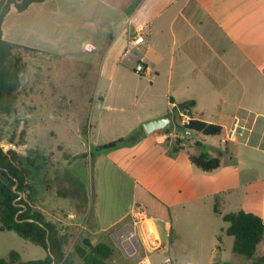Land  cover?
<instances>
[{
  "label": "crops",
  "instance_id": "1",
  "mask_svg": "<svg viewBox=\"0 0 264 264\" xmlns=\"http://www.w3.org/2000/svg\"><path fill=\"white\" fill-rule=\"evenodd\" d=\"M77 10V31L81 40L78 50L83 58L87 55L101 58L99 79L117 86L115 91L95 90L98 101L92 107V117L87 118L90 121L89 137H92L94 128L98 131L102 126L126 125L129 134L138 138L134 146L114 149L117 154L132 153L133 159L124 168L117 162L114 165L126 177L137 174L133 203L120 220L129 216L142 192L163 208L171 205L170 192L173 189L189 190L196 197L208 199L214 212L215 198L221 196L223 208L236 203V212L253 213L264 220V0H77ZM62 22L63 27L68 28L74 18L64 16ZM39 25V31L48 33L47 20L43 19ZM138 35L144 36V42L133 46L131 41ZM71 45L70 40L61 43L62 56L70 59L68 64L74 65L75 56L68 52ZM50 48L51 44L46 41L29 46L31 63L37 70L44 68V59H49ZM39 56H42L41 60ZM139 65L144 66L143 73L137 72ZM134 78L138 82H133ZM82 81L83 89H78L77 96L90 107L92 91L86 89L83 76ZM132 97L135 104L125 108L124 101ZM108 101L116 107L106 105ZM188 102H194L191 115L180 112L179 120L188 117L218 125L222 133L216 137L199 134L203 142L197 143L201 145L198 148L190 149L185 156L189 164L183 168L180 156L189 146V135L195 133L180 130L183 134L180 132V140L184 139L183 150L174 154L173 141L166 140L164 131L147 134L143 124L162 117H169L173 122L175 111ZM115 112H129V120H119L114 117ZM237 119L246 132L236 141H227V132ZM88 130L78 132L86 134ZM94 144L97 148L105 143L96 139ZM202 152L212 158L219 157L221 167L210 173L196 169L190 156ZM63 155L61 159L67 163L79 156L69 152ZM75 180L79 183L78 177L68 175L60 182L61 188L54 192L59 199L75 200L68 213L72 221L64 223L90 231L89 222L75 221L77 216L84 215V196L76 197L65 190ZM30 185V205L40 210L47 222H60L55 217L57 215L50 216L47 210V204L54 198L44 182L40 187L34 181ZM149 215L155 220L160 237L166 232V239H169L173 230L176 239L171 247L179 256L180 233L175 230L170 216L164 214L158 224V220ZM223 215H226L224 210ZM218 216L222 218V215ZM118 222L109 226L93 222L97 228L95 236L104 234ZM262 245L264 242L258 251ZM215 252L218 259L211 264H233L224 259V248L220 246ZM18 254L22 262L47 258V252L35 258H25L22 252ZM151 262L147 256L145 263Z\"/></svg>",
  "mask_w": 264,
  "mask_h": 264
},
{
  "label": "rangeland",
  "instance_id": "2",
  "mask_svg": "<svg viewBox=\"0 0 264 264\" xmlns=\"http://www.w3.org/2000/svg\"><path fill=\"white\" fill-rule=\"evenodd\" d=\"M77 11V0L69 3L66 0H48L44 5H34L24 13L12 11L8 15L4 25V36L6 40L15 44L10 60L21 68L22 72L12 112L0 113V145L5 152L14 150L20 155L22 165L29 171V184L34 181L40 187L44 182L48 188L50 196L54 199L47 204V210L50 216L57 215L56 219L60 220L55 221L54 225L58 228L60 236L67 241L65 246L67 254L73 252L75 245L83 244L84 239L88 238L93 244L104 242L113 247L114 255L109 264H147L145 263L147 256L152 261L151 264H211L218 259V251L217 253L215 251L219 250L220 246L226 250L224 259H229L233 264H250L244 257L232 251L234 238L226 234L228 224L215 214L212 203L184 189H173L170 192L171 205L163 208L144 192L139 194L137 199V203L144 205L148 214L158 220V224H161L160 220L164 214L170 216L175 230L180 233L179 256L175 255L171 247L176 235L166 239V232L165 238L162 235L160 237L162 247L149 254L142 251L141 259L125 255L115 243L114 233L130 223L129 217L122 220L120 218L133 203L134 181L137 174L134 172V176L126 177L121 169L114 165V162H117L119 167L124 168L127 163L133 161L132 153L124 151L117 154L116 150L98 153L94 141L97 139L106 144L121 138L128 139L131 135L126 125L125 127L117 125L102 126L98 131L94 128L92 137H89L90 121L87 118L92 117V107L95 101H98L95 90L115 91L117 86H110L109 81L99 79L101 58L91 55L83 58L78 50L81 40L77 31ZM64 16L74 18V22L68 28L63 27ZM43 19L48 22V33L38 30ZM67 40L72 42L68 52L75 56L74 65L68 64L70 59L62 56L64 50L61 43ZM39 41L51 44L48 50L49 59H44L48 65L44 64L41 71L31 63L29 49L30 45ZM39 59L41 60L42 56H39ZM82 76L86 78V89L92 91L93 101L90 107L85 106L81 97L77 96L78 89H83ZM132 81L138 82V79L134 78ZM134 101L132 97L129 101H124L123 106L129 108L135 104ZM106 105L116 107L110 101ZM129 115V112L114 113V117L124 119L126 122ZM175 121L180 122L177 117ZM86 130H88L86 134L78 132ZM98 132L100 137H97ZM180 132L178 130V134ZM178 140L180 139L172 140V148H175ZM198 142H203L202 136L197 133L189 135V146L182 157L180 156L183 168L189 164L185 156L191 148L196 149L200 146ZM67 152L79 156L67 163L61 159ZM83 153L86 156H82ZM171 156L174 157L173 153ZM68 175L78 177L80 186L75 180L69 183L65 190L76 197L84 196L82 202L85 207L84 215L81 218L77 216L75 221L79 220L83 224L89 222L88 230L92 233L64 223L72 221L68 218V213L75 200L59 199L54 191L61 188V181ZM38 192L40 193V189ZM23 198L30 201L28 194L23 195ZM223 210L225 214L235 213L237 205L232 204L222 208V212ZM116 221L119 222L109 227L104 234L95 236L97 228L93 222L109 226ZM153 232L157 237L154 228ZM12 252H22L25 258L41 257L46 253L42 247L24 240L16 232L0 231V259H8ZM258 255L264 256V245L260 247ZM73 257L81 264L78 257Z\"/></svg>",
  "mask_w": 264,
  "mask_h": 264
},
{
  "label": "trees",
  "instance_id": "3",
  "mask_svg": "<svg viewBox=\"0 0 264 264\" xmlns=\"http://www.w3.org/2000/svg\"><path fill=\"white\" fill-rule=\"evenodd\" d=\"M46 0H0V113L10 114L16 101V91L20 83L21 68L10 60L15 44L5 39L6 18L12 11L24 13L32 5ZM183 113H190L194 102H188ZM186 133H197L207 137L220 136L222 128L191 118L189 123L180 126ZM138 141L133 135L128 139L121 138L96 148L98 153L114 150L124 146H134ZM183 140H178L173 153L177 154L183 147ZM201 146V145H200ZM191 164L198 170L210 173L221 167L219 157L212 158L206 152L190 156ZM29 171L22 165L20 155L10 150L5 152L0 145V231L16 232L24 240L42 247L47 252V258L39 261L22 262L16 252L10 253L8 259H0V264H79L73 257L81 260V264H109L114 255L113 247L107 243L93 244L86 238L83 244L75 245L73 252L67 254L66 239L60 236L58 228L46 221L44 214L35 209L23 198L32 191L29 184ZM22 197L20 198V196ZM224 199L215 198V213L222 215L228 224L226 234L234 238L233 252L244 257L250 264H264V256L258 255V248L264 242V220L260 216L245 211L223 215ZM174 235L173 230L170 238ZM215 264H221L219 262ZM230 264V263H225Z\"/></svg>",
  "mask_w": 264,
  "mask_h": 264
},
{
  "label": "built area",
  "instance_id": "4",
  "mask_svg": "<svg viewBox=\"0 0 264 264\" xmlns=\"http://www.w3.org/2000/svg\"><path fill=\"white\" fill-rule=\"evenodd\" d=\"M144 42V36L138 35L131 41L133 46ZM145 68L143 65L137 67L138 73H143ZM178 118V116H176ZM180 122L173 121L168 129L164 130L166 140L180 139L178 130L180 126L189 123L188 117H182ZM163 131V130H162ZM246 128L241 125L240 121L235 120L234 124L229 128L226 140L236 141L243 136ZM130 223L122 226L113 235V240L120 247L122 252L134 259H141V252L147 254L157 251L162 247V241L157 231L155 220L148 214L147 208L144 205L135 204L131 209L129 216ZM153 228L157 232V237L154 236Z\"/></svg>",
  "mask_w": 264,
  "mask_h": 264
},
{
  "label": "water",
  "instance_id": "5",
  "mask_svg": "<svg viewBox=\"0 0 264 264\" xmlns=\"http://www.w3.org/2000/svg\"><path fill=\"white\" fill-rule=\"evenodd\" d=\"M8 1V0H7ZM185 109V105L182 104L178 107L175 111L174 116H178L180 112H183ZM171 126V118L169 117H162L157 119H152L144 122L143 127L147 134H153L157 131H162L168 129ZM22 195L20 196V198ZM56 261L54 260L52 264H55Z\"/></svg>",
  "mask_w": 264,
  "mask_h": 264
}]
</instances>
